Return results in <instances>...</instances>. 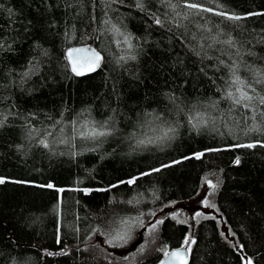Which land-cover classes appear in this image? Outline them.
<instances>
[{"label":"trees","instance_id":"1","mask_svg":"<svg viewBox=\"0 0 264 264\" xmlns=\"http://www.w3.org/2000/svg\"><path fill=\"white\" fill-rule=\"evenodd\" d=\"M174 2L178 5L175 12L161 0H145L150 10L145 12L135 7V0H0V41L11 44L10 49L0 50V112L15 113L9 116V126L0 129V177L7 181L0 184V264H9L10 256H23L28 264H156L164 257L157 249L181 247L189 235L196 241L189 264H241L245 254L255 264H264V147H231L264 141V135L245 136V125L237 126L232 120L227 126L217 120L215 127L196 130L183 113L169 112L168 119L182 125L174 140L136 151L130 147L133 141L127 137L140 113L171 107L165 92L175 91L193 102L222 95L217 87L223 85L220 77L227 73L223 67L220 72L211 67L217 57L230 63L229 56L239 59L238 48L244 61L264 67V15L225 20L208 12L197 14L184 8L181 0ZM202 2L209 8L223 4L225 10L241 15L264 13V0ZM8 9L13 10L11 16ZM150 12L166 20L165 26H157ZM109 17L132 34L137 60L117 62L127 50L117 43L123 38L101 23ZM53 22L56 26L50 27ZM228 36L234 37L235 48L216 42ZM84 45L100 51L104 61L95 72L77 77L66 51ZM191 49L213 59L201 62ZM249 51L255 55H245ZM205 65L208 76L199 72ZM29 68V77L22 80ZM241 75L252 79L243 67ZM257 88L264 91V85ZM228 107V102L220 101L221 111ZM82 111L96 121L114 117L120 131L96 151L79 147L83 142L77 139L82 154L73 156L76 149L58 141L70 132L67 122L81 119ZM26 119L36 129H55L48 138L51 150L38 146L39 137L28 138ZM17 145L23 147L17 149ZM199 152L205 154L195 159L193 154ZM237 157L239 165L234 163ZM161 164L171 167L143 176L134 185L119 184ZM207 180H219V188H209ZM48 183L55 187L37 186ZM206 187L213 191L216 212L201 218L193 230L169 217L159 226L154 243L138 224L127 229L125 239L115 238L114 229L122 219L143 213L142 220L152 222L174 202L194 197ZM57 188L65 191L57 192ZM229 229L235 236L225 239ZM238 245L244 246L243 251ZM48 252L66 254L49 256Z\"/></svg>","mask_w":264,"mask_h":264},{"label":"snow or ice","instance_id":"2","mask_svg":"<svg viewBox=\"0 0 264 264\" xmlns=\"http://www.w3.org/2000/svg\"><path fill=\"white\" fill-rule=\"evenodd\" d=\"M111 3H123V0H111ZM162 4H166L173 12H175L177 8V3L174 0H161ZM181 3L184 8L191 9L197 14L200 12H208L213 15L221 16L225 20L232 21H240L243 19H247L249 16L253 15H264V13H254L249 12L246 14H237L235 12L225 10V6L223 4H217L216 8L205 7L202 0H181ZM69 7H73V5L69 4ZM110 6V5H109ZM51 7V5H49ZM135 7L141 11L149 12L150 10L146 7L145 0H135ZM219 9V10H218ZM9 16L13 14L12 9L7 10ZM107 16V12L104 13ZM151 17L153 18V22L160 27H164L166 20H162L160 15L156 12H150ZM177 16L180 13H176ZM187 19V16H185ZM93 20H95V16H93ZM31 23V21H29ZM101 23L103 25H109L110 27L106 30L111 32L114 35H118L122 37V40L117 41L118 44L126 45L127 55H121L118 57L117 62L123 61L127 63L128 60L135 61L138 59L137 55V45L133 44V37L131 33H126L121 29L117 24L112 23L111 17L108 19L102 20ZM50 27H55V23H51ZM179 27V25H175ZM204 31L211 32L212 29L206 26H200ZM28 29L25 28V31ZM170 30V29H169ZM103 34V33H101ZM68 33L65 32V36ZM264 39V37H261ZM218 43L227 44L229 47H236V42L234 37L228 36L227 39L223 41H216ZM40 47V45H36ZM203 49V45L200 46ZM209 48L212 47L211 44L208 45ZM11 48V44H5L0 41V50H7ZM201 62L206 59H213L206 52L201 53L200 51H196L195 49H191ZM44 55H47V50H44ZM236 55L239 59H232L229 56V60L226 62L223 59H219L217 57V64L212 65L211 67L216 72L221 71V67L226 70L227 75L221 76L220 79L223 80V85L217 87V91L221 92L222 95L218 99H201L196 101H189L186 96L183 94L177 95L175 91L165 92L164 96L168 100L170 108L166 107L164 111H156L153 109L151 112L143 111L139 114L140 118L138 119L134 130L128 134V139L133 141L130 145L133 151H136L141 148H147L149 145H163L172 140H174L178 134V129L182 126L179 120H170L168 119L167 113L172 114H180L183 113L187 119L188 124L191 125L193 129L199 130L203 128L215 127L217 120H221L227 126V121L232 120L234 123L239 126L241 123L245 125L242 129L244 131V135L247 136L250 133H259L264 135V91H259L257 85H264V67H258L252 64H249L247 61L243 60V57L240 56L239 49L236 50ZM245 55H255L251 51L245 53ZM66 59L69 62L72 73L77 76H85L91 72H95L98 68H100L102 62L104 61V57L101 55L100 51L89 47H69L66 51ZM33 62L29 61L31 65ZM183 63V61H181ZM208 66H202L199 68V72L204 73L205 76H208V72L206 68ZM245 72H249L252 74V79L249 80L247 77L241 75V69ZM32 68L25 70L22 74V80H26ZM215 84V79L213 77H208ZM184 84H187V80L184 81ZM228 102V109L225 111H221L219 109L220 101ZM14 107V105H13ZM213 110L216 111V115H213ZM115 111V110H113ZM240 117V120H236L235 116ZM10 115H15L9 111L8 114L0 112V129L8 127V120ZM81 119H73L67 122V127L70 129V132L63 136L58 142L61 144H65L69 146L71 149H76L71 154L73 156L82 154L79 151L77 144L75 141L79 139L83 142L79 147L87 148L90 151H96L98 147H100L108 138L115 137L117 133L120 131L117 124L118 121L114 119V117H108L103 121H96L90 118V113L85 115V112L82 111L78 114ZM31 118H35L34 114H30ZM56 123H60L57 121ZM25 127L28 129L27 136L29 139H35L39 137L37 140L38 146H41L46 149L51 150V145L49 143L48 138L53 136V131L48 130H40L34 128L29 119H26ZM61 133H64V128L61 127L59 129ZM53 142L55 138H53ZM88 145H91L89 148ZM257 146L264 147V141L256 140L248 143H237L232 145L233 148H255ZM17 149L23 147V145H17ZM221 149H206V151H220ZM205 153L199 152L194 153L193 157L195 159H201ZM193 157H184V159H191ZM180 161H173L172 163H179ZM235 164H240V158L237 157L234 161ZM171 167V164H161L160 167L151 168L147 172H141L139 176L130 177L127 180L119 181V184H127L134 185L137 181L143 176H149L154 172H160L164 168ZM6 179L4 177H0V184L6 183ZM13 183H28L27 181H12ZM207 185L209 188L214 191L219 188L220 181L217 180L216 183H213L211 180H207ZM38 187H47L54 188L55 186L51 183L46 185H37ZM118 185H112L111 187H117ZM108 189H97V191H107ZM57 192H63L65 189L57 188ZM86 193L88 190H84ZM131 203V201H129ZM205 205L208 207H215L214 204H211L207 199L204 201ZM152 215H155L153 213ZM199 215V213L197 214ZM143 213L135 218L130 219H122L119 224L116 226L114 231H116V239H125L127 236V229L139 225L142 228H145L150 236L153 237V243L159 237L160 225L164 223L163 219H155L152 222L145 223L142 220ZM121 226L125 229L121 232ZM59 231V230H58ZM222 235H224L222 233ZM235 236V233L229 229L228 234L225 236L227 239L228 236ZM57 243H61L60 237L57 236ZM195 238L192 236H186L183 244L180 248L174 250H168L167 246L163 248L157 249L158 251H162L165 260H162L160 264H189L188 257L191 253V246L195 244ZM19 246V245H17ZM239 249L243 251L244 246L238 245ZM144 251V248H141V252ZM2 254V252H0ZM49 256L55 254H66V253H47ZM9 264H28V260L21 256H10ZM241 264H255L253 257H248L243 255L241 257Z\"/></svg>","mask_w":264,"mask_h":264},{"label":"rangeland","instance_id":"3","mask_svg":"<svg viewBox=\"0 0 264 264\" xmlns=\"http://www.w3.org/2000/svg\"><path fill=\"white\" fill-rule=\"evenodd\" d=\"M207 199L211 204H214V194L211 189L202 188L200 193L194 197L179 200L174 202L165 210L161 211L156 219L174 218L177 221L183 222L193 230L195 224L207 215H214L215 207H208L204 201ZM199 213V215H197Z\"/></svg>","mask_w":264,"mask_h":264},{"label":"water","instance_id":"4","mask_svg":"<svg viewBox=\"0 0 264 264\" xmlns=\"http://www.w3.org/2000/svg\"><path fill=\"white\" fill-rule=\"evenodd\" d=\"M91 47V48H93V49H95L93 46H91V45H84V46H73V47ZM97 50V49H96ZM98 51V50H97ZM102 55V54H101ZM103 56V55H102ZM69 63V62H68ZM103 63V62H102ZM102 65V64H101ZM99 69V68H98ZM91 73H93V72H91ZM90 74V73H89ZM177 248H180V247H177ZM177 248H173L172 250H174V249H177ZM166 258L165 257H162L156 264H160V262L162 261V260H165ZM190 260V255H189V257H188V261Z\"/></svg>","mask_w":264,"mask_h":264}]
</instances>
